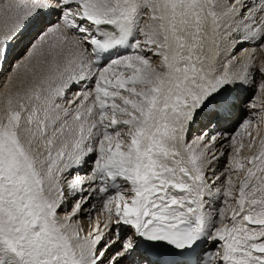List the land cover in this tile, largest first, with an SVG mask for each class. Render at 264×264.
Returning a JSON list of instances; mask_svg holds the SVG:
<instances>
[{
    "label": "snow or ice",
    "instance_id": "1",
    "mask_svg": "<svg viewBox=\"0 0 264 264\" xmlns=\"http://www.w3.org/2000/svg\"><path fill=\"white\" fill-rule=\"evenodd\" d=\"M0 76V264H264V0H0Z\"/></svg>",
    "mask_w": 264,
    "mask_h": 264
},
{
    "label": "bare ground",
    "instance_id": "2",
    "mask_svg": "<svg viewBox=\"0 0 264 264\" xmlns=\"http://www.w3.org/2000/svg\"><path fill=\"white\" fill-rule=\"evenodd\" d=\"M4 75H7V73H5ZM4 79V76H0V82H2Z\"/></svg>",
    "mask_w": 264,
    "mask_h": 264
}]
</instances>
